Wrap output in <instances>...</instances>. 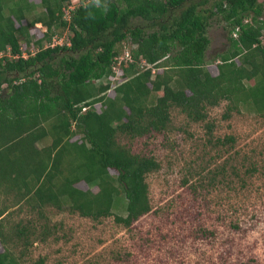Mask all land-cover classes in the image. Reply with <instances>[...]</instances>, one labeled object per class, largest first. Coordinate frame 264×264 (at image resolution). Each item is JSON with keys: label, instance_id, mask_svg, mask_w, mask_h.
Listing matches in <instances>:
<instances>
[{"label": "trees", "instance_id": "trees-1", "mask_svg": "<svg viewBox=\"0 0 264 264\" xmlns=\"http://www.w3.org/2000/svg\"><path fill=\"white\" fill-rule=\"evenodd\" d=\"M76 1L0 0V152L23 142L35 154L23 174L0 173V186L80 216L113 215L126 227L150 209L144 179L159 164L118 136L163 134L173 108L203 121L220 101L222 118L241 108L264 118V0ZM212 18L224 23L228 41L215 55L216 74L207 69L214 58H206ZM35 23L45 28L39 35ZM63 28L68 44L50 46ZM125 49L130 60H120L115 74L112 61ZM79 181L97 191L74 186ZM118 197L124 213L112 214ZM4 216L0 209V264H24L35 228L17 221L3 232ZM19 239L23 249L14 254L6 246Z\"/></svg>", "mask_w": 264, "mask_h": 264}, {"label": "rangeland", "instance_id": "rangeland-1", "mask_svg": "<svg viewBox=\"0 0 264 264\" xmlns=\"http://www.w3.org/2000/svg\"><path fill=\"white\" fill-rule=\"evenodd\" d=\"M262 7L264 20V1ZM223 25L212 18L207 28L206 58H214L207 65L211 74H216L215 55L228 48ZM44 29L35 23L31 32L39 35ZM66 31L57 30L53 39L65 44ZM122 43L132 46L127 40ZM224 108L225 101H220L198 122L173 108L163 134L117 137L131 152L151 156L159 164L144 179L150 209L129 226L116 223L113 215L90 218L51 203L40 205L14 188L0 186L3 232L10 233L17 221L36 232L24 249L20 239L7 249L17 254L22 248L24 264H264V118L243 108L222 118ZM205 122L211 124L209 131ZM226 136L233 141L225 142ZM71 140H79L78 134ZM24 147L15 143L0 152L4 179H12L10 168L23 174L32 163L35 154ZM250 167L254 169L248 172ZM74 186L97 191L83 181ZM117 199L112 214H123L121 197Z\"/></svg>", "mask_w": 264, "mask_h": 264}, {"label": "built area", "instance_id": "built-area-1", "mask_svg": "<svg viewBox=\"0 0 264 264\" xmlns=\"http://www.w3.org/2000/svg\"><path fill=\"white\" fill-rule=\"evenodd\" d=\"M74 5V4H73ZM73 5H70L69 7H73ZM232 36H235V32H232ZM53 39V37L51 38V40ZM61 39L60 38H56V40H52V42L50 41V46H53V45H61ZM64 44V43H63ZM66 45L68 44V42L65 43ZM126 60V59H129V54H128V51L127 49H125L123 51V54L122 55H119L117 58H115V60L112 61V64H111V70L116 74V72L118 71V64H119V61L120 60ZM130 60V59H129ZM149 66V65H147Z\"/></svg>", "mask_w": 264, "mask_h": 264}]
</instances>
